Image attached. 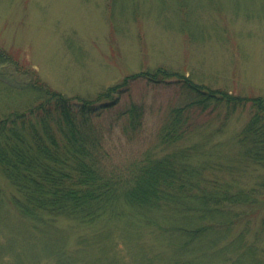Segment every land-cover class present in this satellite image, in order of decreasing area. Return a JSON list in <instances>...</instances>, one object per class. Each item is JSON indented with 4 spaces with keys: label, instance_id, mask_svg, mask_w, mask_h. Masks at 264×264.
<instances>
[{
    "label": "rangeland",
    "instance_id": "1",
    "mask_svg": "<svg viewBox=\"0 0 264 264\" xmlns=\"http://www.w3.org/2000/svg\"><path fill=\"white\" fill-rule=\"evenodd\" d=\"M0 51L10 57L0 63V116L32 103L29 86L36 78L68 98L93 100L126 76L156 68L212 90L264 97V0H0ZM115 98L90 119L102 134L104 166L124 173L130 162L158 150L169 113L191 101L173 80H136ZM248 111L225 117L223 109L186 110L193 121L183 145L202 143L211 154L235 149ZM260 179L264 170L249 167L241 182L249 188ZM5 186L0 264H22L23 258L24 264H57L50 250L60 244L61 254L77 260L72 264H172L165 237L131 219L109 226L60 220L58 236L33 237L7 203L11 189ZM258 198L252 209H237L241 217L220 246L242 234L264 263V191ZM230 248L232 257L242 250Z\"/></svg>",
    "mask_w": 264,
    "mask_h": 264
},
{
    "label": "trees",
    "instance_id": "2",
    "mask_svg": "<svg viewBox=\"0 0 264 264\" xmlns=\"http://www.w3.org/2000/svg\"><path fill=\"white\" fill-rule=\"evenodd\" d=\"M9 59L0 51V63ZM141 79L173 80L191 101L169 113L158 150L130 162L125 173L108 171L102 134L90 116ZM29 87L32 103L0 116V207L5 183L11 189L7 203L33 237L58 236L54 224L60 220L109 226L131 219L150 227L159 240L165 237L173 248L172 264H264L242 234L220 246L241 217L237 209H252L264 191V179L249 188L241 182L249 167L264 170V97L212 90L164 68L128 75L93 100L68 98L38 78ZM246 106L248 120L234 138L235 149L211 154L202 143L183 145L193 121L186 110L223 109L228 117ZM230 246L242 250L232 257ZM62 250L63 244L50 250L57 264L76 263Z\"/></svg>",
    "mask_w": 264,
    "mask_h": 264
}]
</instances>
